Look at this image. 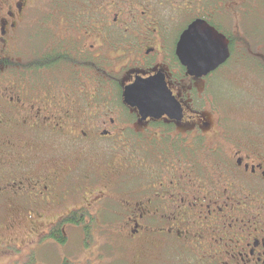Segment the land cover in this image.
Instances as JSON below:
<instances>
[{
  "label": "flooded vegetation",
  "instance_id": "obj_1",
  "mask_svg": "<svg viewBox=\"0 0 264 264\" xmlns=\"http://www.w3.org/2000/svg\"><path fill=\"white\" fill-rule=\"evenodd\" d=\"M259 1L45 0L40 24L36 0H0V255L21 252L3 237L22 219L51 222L34 231L30 251L44 237L58 243L68 225L103 234L100 249L110 245L120 264H264V133L229 136L198 115L191 96L237 64L264 70V37L251 21ZM193 23L229 53L201 78L176 55ZM29 25L36 37L22 46ZM157 76L181 120L124 103L126 87ZM135 125L140 133L128 138ZM119 134L126 157L116 147L90 171L60 156L114 145Z\"/></svg>",
  "mask_w": 264,
  "mask_h": 264
},
{
  "label": "rangeland",
  "instance_id": "obj_2",
  "mask_svg": "<svg viewBox=\"0 0 264 264\" xmlns=\"http://www.w3.org/2000/svg\"><path fill=\"white\" fill-rule=\"evenodd\" d=\"M36 5H40L35 14V22L39 21L44 24L48 20L47 7L45 0H36ZM258 16H254L252 27H256L264 37V0H260ZM234 16V15H233ZM250 21L246 24L249 25ZM45 31V30H44ZM41 30V33H44ZM36 27L29 25L21 32L22 46L27 45L36 36ZM231 72H227L221 76H212L205 80V90L202 96L192 92V104L198 108L199 116L205 117V121L212 126L215 125L225 131L229 136H236L238 133L243 135L264 133V70L261 73L254 71L249 63L237 64ZM256 70V68H254ZM252 70V71H251ZM201 83H196L194 86H202ZM186 88H192V84H184ZM194 91V90H193ZM200 91V90H199ZM179 95V93H178ZM113 107L118 106L117 101L112 103ZM190 115V113L188 114ZM221 117L220 121L218 118ZM223 124V125H222ZM190 128V125L183 126ZM184 128H173L170 135L175 137L176 132L183 131ZM196 130V127H193ZM213 128V127H212ZM139 126L135 125V129L128 131L127 137H134L139 134ZM160 129V128H159ZM162 129V128H161ZM215 129V128H214ZM160 132V130H159ZM126 138V140H128ZM114 145L109 143H101L99 148L61 151L60 156L63 157L64 163L69 168L77 167V171H90L94 167L102 165L106 157L114 156L118 148L123 149L122 153H116L117 157H126L125 152L131 149L127 145L122 135L114 138ZM125 140V141H124ZM131 145L138 147L142 146L140 141H131ZM127 145V146H126ZM115 146V147H113ZM118 147L116 150L115 148ZM137 150V149H135ZM138 152V151H137ZM93 167V168H92ZM76 208L80 204H76ZM80 222L79 219L74 221ZM66 221L62 225L66 224ZM34 225V226H33ZM30 225L22 219H15L10 222L9 226L13 227L8 234H4L3 241L14 244L16 249L21 252H11L9 254L0 255V264H24L31 258H34L37 264H61L67 261L68 264H120L115 255H112L110 245L100 249L101 243L105 236L101 233L94 234L83 232L82 227L63 226V234L65 237L64 243L59 244L48 237L41 240L39 247L30 251L26 246L27 242L35 238V234H42L50 225L51 222L42 220L39 223ZM84 226V225H83ZM93 243V247H87L85 244ZM97 242V243H96ZM90 252H93L90 254ZM101 254L103 257L99 258ZM163 261V260H162Z\"/></svg>",
  "mask_w": 264,
  "mask_h": 264
},
{
  "label": "water",
  "instance_id": "obj_3",
  "mask_svg": "<svg viewBox=\"0 0 264 264\" xmlns=\"http://www.w3.org/2000/svg\"><path fill=\"white\" fill-rule=\"evenodd\" d=\"M193 34L197 36L195 43L188 39ZM222 40L215 38L210 31L200 33L198 23L189 25L181 34L176 47L177 58L186 68V73L201 78L222 66L229 56ZM124 99L128 106L141 112L145 111L146 115L154 118L167 116L169 119L181 120L182 108L168 90L162 77L137 81L126 87Z\"/></svg>",
  "mask_w": 264,
  "mask_h": 264
},
{
  "label": "trees",
  "instance_id": "obj_4",
  "mask_svg": "<svg viewBox=\"0 0 264 264\" xmlns=\"http://www.w3.org/2000/svg\"><path fill=\"white\" fill-rule=\"evenodd\" d=\"M73 222L77 225L78 223H76V220ZM58 235V238H57V241L59 244H63L64 243V240H65V237L63 235H60V234H57ZM24 264H37L35 259L34 258H31L30 260H28L27 262H25ZM63 264H68L67 261H65Z\"/></svg>",
  "mask_w": 264,
  "mask_h": 264
},
{
  "label": "snow or ice",
  "instance_id": "obj_5",
  "mask_svg": "<svg viewBox=\"0 0 264 264\" xmlns=\"http://www.w3.org/2000/svg\"><path fill=\"white\" fill-rule=\"evenodd\" d=\"M189 41L192 43H195L197 40V36L195 34L191 35L188 37Z\"/></svg>",
  "mask_w": 264,
  "mask_h": 264
}]
</instances>
